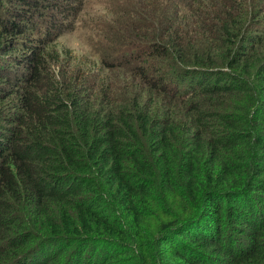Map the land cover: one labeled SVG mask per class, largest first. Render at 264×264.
<instances>
[{"label":"trees","instance_id":"trees-1","mask_svg":"<svg viewBox=\"0 0 264 264\" xmlns=\"http://www.w3.org/2000/svg\"><path fill=\"white\" fill-rule=\"evenodd\" d=\"M158 1L0 0V264H264V0Z\"/></svg>","mask_w":264,"mask_h":264},{"label":"rangeland","instance_id":"rangeland-1","mask_svg":"<svg viewBox=\"0 0 264 264\" xmlns=\"http://www.w3.org/2000/svg\"><path fill=\"white\" fill-rule=\"evenodd\" d=\"M70 1L73 3L74 9L80 6L79 0H77L78 2ZM82 1L83 6L80 7V11L73 20V28L72 26L65 27L64 34L57 40V46L62 52L69 50L73 59H78L83 63L89 62V67L92 70H95L94 63H96V67L100 66V59L94 53L95 46L99 41L109 43L115 40L112 28L125 29L132 22L127 20L126 15L136 14L138 16L140 14L141 16L142 14L156 18L155 15H158L161 10L158 0ZM69 18L72 17L69 16ZM68 23L66 21L65 24ZM123 33L124 31H122Z\"/></svg>","mask_w":264,"mask_h":264}]
</instances>
